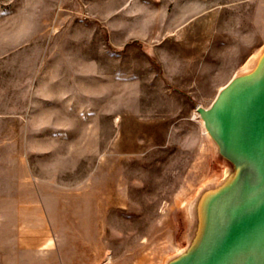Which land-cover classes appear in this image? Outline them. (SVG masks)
Here are the masks:
<instances>
[{
    "label": "rangeland",
    "instance_id": "obj_1",
    "mask_svg": "<svg viewBox=\"0 0 264 264\" xmlns=\"http://www.w3.org/2000/svg\"><path fill=\"white\" fill-rule=\"evenodd\" d=\"M263 52L264 0H0V264L187 262Z\"/></svg>",
    "mask_w": 264,
    "mask_h": 264
},
{
    "label": "water",
    "instance_id": "obj_2",
    "mask_svg": "<svg viewBox=\"0 0 264 264\" xmlns=\"http://www.w3.org/2000/svg\"><path fill=\"white\" fill-rule=\"evenodd\" d=\"M258 66L259 77L236 79L198 108L234 174L205 202L207 238L181 264H264V58Z\"/></svg>",
    "mask_w": 264,
    "mask_h": 264
},
{
    "label": "bare ground",
    "instance_id": "obj_3",
    "mask_svg": "<svg viewBox=\"0 0 264 264\" xmlns=\"http://www.w3.org/2000/svg\"><path fill=\"white\" fill-rule=\"evenodd\" d=\"M260 57L262 59L264 58V52ZM260 75H261V69L258 65H256V67L254 68V70L252 72L245 74V75H242V76H239L238 78L241 82H247V81L256 79ZM199 116L201 117V114H199ZM206 133L209 134L210 136H213V133L210 129H207ZM230 178H231V175L229 176V179ZM202 205H203V202H202ZM197 212H198V210H197ZM200 222L201 223H200L199 227L197 228V232L195 234L194 241H193L192 246L190 248V251H192V252L193 251L194 252L199 251L202 248V245L204 244V240L207 238L205 223L203 222L202 219Z\"/></svg>",
    "mask_w": 264,
    "mask_h": 264
}]
</instances>
